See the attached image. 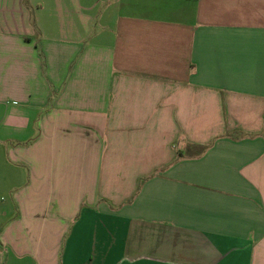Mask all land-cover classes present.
<instances>
[{"label":"crops","instance_id":"obj_1","mask_svg":"<svg viewBox=\"0 0 264 264\" xmlns=\"http://www.w3.org/2000/svg\"><path fill=\"white\" fill-rule=\"evenodd\" d=\"M159 1L0 0V264H264V0Z\"/></svg>","mask_w":264,"mask_h":264},{"label":"rangeland","instance_id":"obj_2","mask_svg":"<svg viewBox=\"0 0 264 264\" xmlns=\"http://www.w3.org/2000/svg\"><path fill=\"white\" fill-rule=\"evenodd\" d=\"M122 1H124L125 3H130V6H132L133 4H136V3H138V1L139 0H122ZM149 2H152V0H148ZM172 1H170V0H160L159 1V3H162L163 5H165V4H170ZM127 7L125 10H132V8L131 7ZM7 198H10V197H8V196H6Z\"/></svg>","mask_w":264,"mask_h":264}]
</instances>
